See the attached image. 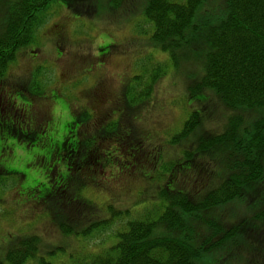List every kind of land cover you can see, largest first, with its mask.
<instances>
[{"label": "rangeland", "instance_id": "obj_1", "mask_svg": "<svg viewBox=\"0 0 264 264\" xmlns=\"http://www.w3.org/2000/svg\"><path fill=\"white\" fill-rule=\"evenodd\" d=\"M96 1L94 11L88 15L80 12L86 15L84 17L76 16V11H85L84 8L72 10L62 3H51L45 24L37 31L29 46L37 58L30 61L29 57L33 54L30 51L24 53L26 48L20 49L12 72L3 81L14 87L27 88L32 79L39 93L50 96L52 102L49 101V107L54 113L46 133L36 138L34 133L22 134L17 140L10 136L6 145L11 147V151L0 152L1 264H6L3 260L5 251L19 237H37L41 246L37 255L48 264H69L115 244V233L123 229L125 222L147 212L153 213L157 210L156 206L162 207L161 203L158 205V201H155L160 190L181 192L182 177L179 173L182 170L185 173L183 183L198 187L201 183L197 185V182H204L199 178H188L190 173L197 172L198 168L196 165L193 168L191 163L201 159L202 153L196 152L189 158L185 156L186 150L194 151L197 148L198 134L196 140L192 133L186 139L172 142L189 113L192 110L200 111L204 131L208 128L215 132L223 129L231 115L218 98L207 106L193 102L201 97L194 90L200 70L197 52L175 56L176 60H173L168 54L148 47L149 36L140 35V31H149V26L140 15L148 0H124L116 8H112L108 0ZM221 5V0H208L204 8H208L207 12L213 9L217 12ZM204 8L200 12V20L205 16ZM59 53L62 54L61 59ZM150 56L156 62L167 63L166 74L156 83L149 100L124 109L130 100L125 89L135 85L134 77L142 75V68L149 65ZM93 96L100 99L95 111L90 99ZM111 103L114 109L111 114L115 123H118L117 129L113 135L107 129L103 134H98L100 137L93 145L86 146L91 152L103 150L102 157L109 163L105 161L95 171L90 168L88 171L75 170L69 166L66 172L65 161L69 154L57 150L64 134L70 145L66 148L70 150L71 144L76 142L74 138L77 130L81 138L82 133L91 132L90 127L94 122L93 119L89 122L91 117L83 118L87 122L82 118L78 122L79 114L84 116L86 112L92 111L93 117L99 121L109 113L106 105L109 107ZM257 111L261 113L259 117H264L263 109ZM121 112L120 121L118 116ZM105 120L108 121L109 117ZM82 122H86V128L80 126ZM94 131L91 135L96 134ZM130 140L131 144L126 142ZM138 141L141 142L140 147L135 145ZM138 152L143 154L140 161L136 159ZM49 155L55 156L51 163L49 158H45ZM85 155L82 152L74 156V163L85 164L81 162ZM209 159H213L212 153ZM222 159V151L215 153V161ZM170 164L174 166L172 171H175L173 174L177 175L176 179H172ZM208 178L211 179L210 176ZM67 185L68 188L64 190ZM258 186L261 187V184L257 183L250 190L251 196L256 197L257 193L264 196V190L259 192ZM56 192L58 196H54V201H51L52 194ZM79 199L87 202L91 208L82 209L77 203ZM107 205L123 212V215L113 219L106 228L98 226L91 229L85 238L62 233L54 216L57 208L62 220L70 219L75 227H84L90 221L81 214L92 212L93 215L96 213V219L107 220ZM230 209H233L232 213L236 217L244 213V207L240 204ZM247 211L251 212L250 215L257 213L252 204ZM201 214L204 216V212ZM216 217L229 219L232 215L225 218L219 214ZM248 222L244 226L246 233L250 231L251 236L257 239L264 226H259L252 218ZM183 224L184 233L190 234L192 238L195 235L191 229L201 236L206 233L205 223L194 216L186 215ZM176 232L174 229L171 231L172 234ZM155 233L160 236V231ZM236 243L228 251L211 252L201 264H218L223 259L224 264H255V260L258 264H264L262 240L255 242L256 248H253L248 258L245 253L253 246L251 239L244 238ZM35 262L31 260L28 263Z\"/></svg>", "mask_w": 264, "mask_h": 264}, {"label": "trees", "instance_id": "obj_2", "mask_svg": "<svg viewBox=\"0 0 264 264\" xmlns=\"http://www.w3.org/2000/svg\"><path fill=\"white\" fill-rule=\"evenodd\" d=\"M123 1L108 0V4L116 8L120 7ZM207 1L148 0L140 14L149 26L148 32L140 31V35L149 36V48L168 54L173 60H176L175 56L198 53L200 70L197 72L194 90L201 97L193 102L207 106L210 101L218 98L231 112L223 129L215 132L214 129L208 128L204 131L200 111L192 110L172 140L173 143L179 142L192 133L196 140L198 134L197 148L194 151L186 150L185 156L189 158L196 152L202 153L201 159L191 163L193 168L196 165L197 172L190 173L188 178H199L204 182L196 181L197 185L201 183L198 187L188 182L183 183L185 173L182 170L179 173L182 177V190L177 189L181 192L160 190L155 201H158V205L161 203L162 207L156 206L157 210L153 213L147 212L125 222L123 229L115 233L117 242L107 249L73 260L69 264H201L211 252L228 251L233 243H238L244 238H250L253 244L252 248L246 251V258L253 248H256L255 242L262 240L264 247L263 227L257 239L251 236L250 231L246 233L244 229L250 218L256 220L259 226H264V196L258 193L256 197L250 195V190H253L257 183L261 184V187H256L260 189L259 192L264 190V117H259L261 113L257 111L264 110V0H221L222 5L217 12H214V9L207 12L208 8H204ZM51 3H62L72 10L84 8L85 11H76V16L79 17L88 15L97 5L96 0H0V80L20 49L26 48L24 53L33 49L29 46L33 43L37 31L45 24ZM203 8L205 16L200 20ZM166 69V62H156L155 58L150 56L149 65L142 68V75L134 77L135 85L125 89L130 100L124 109L149 100L156 83L166 74ZM35 83L38 85L37 81ZM9 86L19 93L18 98L22 99V102L40 95L32 79L27 88ZM90 99L95 106H92V110L95 111L100 99L94 96ZM106 106L109 113L99 121L93 117L92 111L86 112L84 116L77 111L78 122L81 118L91 117L89 122L93 119L90 128L91 132L95 129L96 134L85 132L79 138L78 129L74 138L76 142L71 144L70 150L66 148L70 145L67 144L68 138L65 134L57 150L69 154L67 160H64L66 172L69 166L75 170L88 171L90 168L95 171L100 165H104L105 161L109 163L102 157L103 150L99 153L91 152V149L86 147L99 139L98 134L110 129L113 135V131L117 129L118 123H115L111 114L114 112L112 103L109 107ZM122 112L120 117L118 116L120 121ZM116 113L118 115V112ZM108 117L109 120L106 121ZM86 122H82L80 126L86 128ZM131 140L126 142L131 144ZM140 144V141L135 143L138 147ZM2 146L3 143L0 144V152L3 150ZM220 151L223 152V159L215 161V153L219 154ZM82 152L86 155L81 162L87 167L77 168L85 164H75L73 157ZM210 153L214 160L209 159ZM48 158L50 163L55 160V156L49 155ZM136 159H143L142 152H138ZM173 168L171 165L170 171ZM173 172L175 171L173 170L172 174ZM176 177L177 175H172V179ZM83 186L81 183V187ZM56 193L52 194L51 201H54V196H58ZM77 203L82 209L91 208L81 199ZM237 204L244 207V213H241L240 217H236L232 213L233 209H230ZM251 204L257 211L255 215H250L251 212L247 211ZM107 206V220L96 219V213L93 215L92 212L81 214L90 221L84 227H75V223L69 221L70 219L62 220L57 208L54 216L62 233L82 235L85 238L91 229L98 226L106 228L113 219L123 215V212ZM92 208L98 211L94 205ZM224 209L227 211L224 212ZM201 212H204V216ZM219 214L225 218L230 215L232 217L218 219L216 216ZM186 215L194 216L205 223L204 236L199 232L196 234L195 229H191L195 235L193 238L184 233L183 223ZM173 229L177 230L175 234L171 233ZM159 231L160 236L155 233ZM40 247V240L35 236L19 237L6 249L3 260L5 259L6 264H30L28 262L31 260H35V264H48L37 255ZM224 262L223 259L218 264ZM255 264H258L256 260Z\"/></svg>", "mask_w": 264, "mask_h": 264}, {"label": "flooded vegetation", "instance_id": "obj_3", "mask_svg": "<svg viewBox=\"0 0 264 264\" xmlns=\"http://www.w3.org/2000/svg\"><path fill=\"white\" fill-rule=\"evenodd\" d=\"M30 53L33 56H30L29 59L34 61L37 58V54H35L33 49ZM58 55L59 59H61L62 54L59 53ZM18 96V92L0 80V122H2V125H0V140L4 142L3 152L11 151V147L6 145L8 137L13 136L17 140L24 133H34L36 138L50 129L48 123L53 118L54 110L49 107L50 102H52L50 96H34L33 98H28L29 100L26 99V103L21 102ZM53 139H55V132Z\"/></svg>", "mask_w": 264, "mask_h": 264}, {"label": "water", "instance_id": "obj_4", "mask_svg": "<svg viewBox=\"0 0 264 264\" xmlns=\"http://www.w3.org/2000/svg\"><path fill=\"white\" fill-rule=\"evenodd\" d=\"M42 1H46V0H42Z\"/></svg>", "mask_w": 264, "mask_h": 264}]
</instances>
